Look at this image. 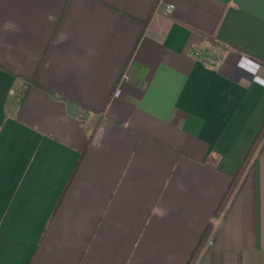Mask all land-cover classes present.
Wrapping results in <instances>:
<instances>
[{
    "label": "crops",
    "instance_id": "0c3cea01",
    "mask_svg": "<svg viewBox=\"0 0 264 264\" xmlns=\"http://www.w3.org/2000/svg\"><path fill=\"white\" fill-rule=\"evenodd\" d=\"M263 120L264 0H0V264H264Z\"/></svg>",
    "mask_w": 264,
    "mask_h": 264
},
{
    "label": "trees",
    "instance_id": "16d2710c",
    "mask_svg": "<svg viewBox=\"0 0 264 264\" xmlns=\"http://www.w3.org/2000/svg\"><path fill=\"white\" fill-rule=\"evenodd\" d=\"M264 140V120L257 131L255 137L253 138V141L251 142L247 152L245 153L244 157L238 164L236 170L229 175V184L228 187L221 197V200L215 210V218H218L219 215L222 213V211L226 208V206L231 201L233 195L235 194V191L240 184L241 180L246 176L249 168L250 163L257 152L259 145ZM62 198V196H61ZM60 198V200H61ZM59 200V202H60ZM215 229L214 224H207L193 250V253L186 264H194L198 258V256L201 254L204 245L211 234V232ZM217 232V230H216Z\"/></svg>",
    "mask_w": 264,
    "mask_h": 264
},
{
    "label": "built area",
    "instance_id": "2783aa9c",
    "mask_svg": "<svg viewBox=\"0 0 264 264\" xmlns=\"http://www.w3.org/2000/svg\"><path fill=\"white\" fill-rule=\"evenodd\" d=\"M172 11H173V6L172 5L166 6L165 9L163 10V12L165 14H170ZM116 95H118V93H116ZM214 239H215V236H214V233H212L211 236L209 237V240L207 242V245H206L205 249H207L209 246H212L213 245Z\"/></svg>",
    "mask_w": 264,
    "mask_h": 264
},
{
    "label": "rangeland",
    "instance_id": "374dc122",
    "mask_svg": "<svg viewBox=\"0 0 264 264\" xmlns=\"http://www.w3.org/2000/svg\"><path fill=\"white\" fill-rule=\"evenodd\" d=\"M216 225H217V224H214L215 229L211 232V234L214 233V236H216ZM211 234L209 235V237L211 236ZM209 237H208V239H207V241H206V243H205V245H204L203 250L205 249V247H206V245H207V242H208V240H209ZM209 247H210V246H209Z\"/></svg>",
    "mask_w": 264,
    "mask_h": 264
}]
</instances>
